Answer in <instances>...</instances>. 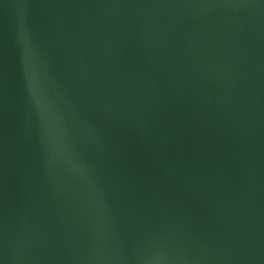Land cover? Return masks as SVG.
<instances>
[{"label":"water","instance_id":"obj_1","mask_svg":"<svg viewBox=\"0 0 264 264\" xmlns=\"http://www.w3.org/2000/svg\"><path fill=\"white\" fill-rule=\"evenodd\" d=\"M0 264H264V0H0Z\"/></svg>","mask_w":264,"mask_h":264}]
</instances>
